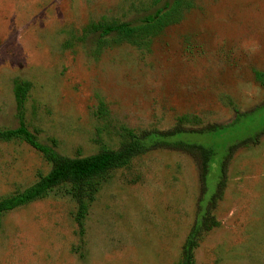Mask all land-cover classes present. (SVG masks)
Masks as SVG:
<instances>
[{"label": "rangeland", "instance_id": "1", "mask_svg": "<svg viewBox=\"0 0 264 264\" xmlns=\"http://www.w3.org/2000/svg\"><path fill=\"white\" fill-rule=\"evenodd\" d=\"M163 1L0 0V130L23 125L79 158L119 149L127 130L183 128L102 180L83 235L71 184L4 212L0 264H182L208 210L219 223L197 235L194 264H264V0H190L136 39L96 28ZM49 169L23 137L0 139V197Z\"/></svg>", "mask_w": 264, "mask_h": 264}, {"label": "trees", "instance_id": "2", "mask_svg": "<svg viewBox=\"0 0 264 264\" xmlns=\"http://www.w3.org/2000/svg\"><path fill=\"white\" fill-rule=\"evenodd\" d=\"M190 0H164L163 3L148 12L136 22L102 23L96 28L100 29L101 36L112 34L115 39H136L143 33L156 32L165 25L177 21L182 15V9L189 7ZM184 119L183 118H180ZM181 124L173 126L170 130L162 131L158 129L145 130L136 134L132 130H127L129 140L117 150H107L102 148L98 153L87 157H67L60 155L47 145L40 144L23 126L0 130V139H10L13 136L23 137L31 146L40 151L49 162V171L38 180L23 190L12 195L0 197V216L9 210L29 203L42 196L47 191L64 184L72 185L71 195L76 202L74 214L75 222L78 225L80 235H83V220L87 212L89 203L94 199L99 184L114 169L126 165L129 160L142 150L160 143H172L160 140L162 136H172L183 132ZM165 139V137H163ZM254 138H246L241 142L232 145L226 154L225 159L238 146H245L248 142L256 141ZM174 145H179L174 142ZM182 147H186L183 146ZM224 159V160H225ZM205 168L203 167L201 177L205 179ZM226 183V169L223 161L220 166V176L216 184V189L210 197V202L215 203L221 196ZM215 216L209 210L194 225L188 234L183 246L184 259L182 264H194L193 249L195 247L197 235L201 231H209L218 225Z\"/></svg>", "mask_w": 264, "mask_h": 264}]
</instances>
